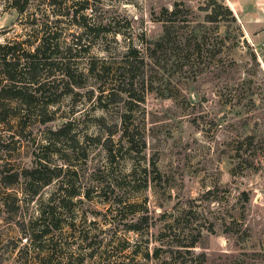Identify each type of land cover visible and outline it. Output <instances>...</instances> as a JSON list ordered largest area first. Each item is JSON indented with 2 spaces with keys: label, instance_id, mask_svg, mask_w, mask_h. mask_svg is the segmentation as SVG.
<instances>
[{
  "label": "rangeland",
  "instance_id": "1",
  "mask_svg": "<svg viewBox=\"0 0 264 264\" xmlns=\"http://www.w3.org/2000/svg\"><path fill=\"white\" fill-rule=\"evenodd\" d=\"M63 1L67 14L57 26L59 45L65 60L69 55L65 47L72 46L68 51L77 84L70 83L73 92L64 93L68 82L59 65L53 75L37 80L52 85L48 100L56 98L55 102L0 101V107L14 115L0 122L1 167L21 172L39 160L51 168L63 166L70 170L67 179L73 188L90 191L88 199L81 195L75 208L61 213L65 226L59 241L73 249L80 243L77 251L85 257L83 264H157L169 256L162 250L157 257L155 248L165 249L159 232L172 217L197 239L176 263L264 264V0H218L231 10L235 23L207 21L203 8L207 0ZM175 1L176 13L170 14ZM9 3L0 0V43L28 39L33 25L25 24L26 18L39 12L37 7H49L45 1L32 0L19 15ZM73 13L84 15L78 21L95 30L86 33ZM165 26L167 40L156 48L152 41L163 35ZM77 36L78 46L72 44ZM21 48L33 49L26 42ZM128 48H135L143 60L135 68L143 81L144 90L136 91L142 100L138 105L110 104L105 110L98 106V81L87 68L91 62L97 69L102 64L116 68ZM28 81L22 79L23 85ZM127 107L145 148L139 156L130 155L125 142L120 145L117 130L113 139L120 156L110 160L97 140L106 135L98 119L119 126V115ZM42 117L51 120L42 122ZM65 121L71 134L52 135L51 127ZM138 162L146 173L141 171L132 180L130 173ZM58 179L40 187L36 196L31 193L38 187L27 184L24 176L1 187L0 264H21L24 258L26 264H37L21 243L27 234L16 222L38 217ZM117 193L124 201V218L118 220ZM146 211L152 217L149 229L125 228L126 217ZM70 221H76L78 229L91 228L93 257L86 246L90 239L72 242L66 226Z\"/></svg>",
  "mask_w": 264,
  "mask_h": 264
},
{
  "label": "trees",
  "instance_id": "2",
  "mask_svg": "<svg viewBox=\"0 0 264 264\" xmlns=\"http://www.w3.org/2000/svg\"><path fill=\"white\" fill-rule=\"evenodd\" d=\"M32 0H10V7L14 8L19 15H23ZM45 1L49 6L47 10L40 9L39 12H32L30 17H27L25 24L33 25L31 29V35L28 39H12L4 40V43H0V101L5 99H19L27 104H32L39 99H44L45 103L55 102L56 98L49 99L48 97L54 92L52 85L49 83L38 82L37 80L41 76L49 74L53 75V71L61 65L59 69L63 77H66L67 92H73V89L69 86L71 84H77L74 81L75 69L70 63L71 59L68 50H72V46H66V53L69 54L65 60V50H60V41L58 35L61 32L57 26L61 22L63 15L66 13V4L63 0H40ZM175 8L171 9L170 14L176 13L178 3L175 1ZM204 10L207 11L205 17L207 21L219 23L221 20L228 22H236L235 17L232 15L231 10L219 2L218 0H207ZM78 16V17H77ZM73 20L79 22L84 26L86 33L95 30L94 25H90L87 22L78 21V19L84 20L85 17L82 14L73 13ZM54 27V29H50ZM168 28L164 27L163 35L152 41L156 48L161 45L162 41L169 35ZM28 43L33 47L32 50L21 48L22 43ZM80 36L73 40L72 44L78 46L81 43ZM75 46V47H76ZM137 63L142 64L143 60L138 56V51L135 48H128L124 59L118 64L116 68H111L110 64H102L99 69L95 67V64L91 62L87 68L88 73L93 79L98 81L97 101L99 107L108 110L110 104L126 102L128 104L142 100V97L136 95L137 90H144L143 81H139L136 77ZM105 76H109L106 77ZM22 79L29 80L27 85H23ZM30 82H36L35 87H31ZM79 84V83H78ZM90 95L94 94L93 89L89 91ZM62 93L60 91L58 96ZM90 95L88 98H90ZM136 101V102H133ZM10 110L5 107H0V122H6L13 114H9ZM46 113H39V116H45ZM51 116V115H50ZM120 125L116 123L107 124L103 117L98 120L101 122V126L105 129L106 135L103 138H97L99 143L103 146L107 152V156L110 160H116L119 155V147L115 146L113 134L119 130V143L124 141L126 149L129 154L140 155L145 148V140H143L140 128L132 121V109L127 107L120 115ZM42 122L51 120L50 118L40 119ZM52 135L68 137L71 134V125L69 121H65L60 125H56L50 129ZM70 139L74 136L70 135ZM51 138V137H50ZM132 152V153H131ZM64 164H67V160H63ZM134 166L130 173L131 179H135V175L141 171L146 173L145 167ZM154 166V165H153ZM5 166L0 165V200H1V187L7 188L16 183L20 176H24L27 179V184H34L37 189L33 190L31 195L36 196L38 189L44 185L49 184L53 179H58V186L56 190L50 195L48 201L41 205L39 208V215L34 220L25 222L17 221L19 226L27 235L21 236V243L24 244L26 250L31 251V261L36 260L37 264H83L85 257L77 249L82 245L79 243L78 247L73 249L69 243L59 241L63 234V228L65 226L61 218L62 211H71L75 208L76 204L81 202L80 196L89 198L90 191L81 192L73 188L72 184L68 183L67 176L70 173L69 168L63 169V166L51 168L47 163L38 161V164L31 169H24L21 172L12 171L10 169H4ZM72 187L69 189L68 187ZM116 186H119L118 184ZM134 187V186H133ZM77 199L74 201V198ZM117 204L115 210L116 219H123L124 215L121 213V204L124 202L122 196L118 193L114 197ZM136 217H126L128 221L124 222V226L127 230L133 232H141L150 228L152 223V217L147 213H138ZM163 213L162 215H164ZM92 224L93 222L90 221ZM70 228V236L75 239L88 241L87 247L90 248L88 253L89 257H93L95 253L94 243H91V236L89 235V229H78L76 221H70L66 224ZM77 232V233H76ZM161 239L159 241H165V249L163 247H156L155 254L159 257L158 251L165 250L169 256L160 258L157 264H178V255L182 252H190L191 248L196 246L197 239L193 237L186 230H181L178 227V221L176 217H172L170 221L164 224L163 229L159 232ZM68 236V237H70ZM75 253V254H74ZM148 258V253L145 254ZM3 259V253H0V263ZM28 258H24L20 263L26 264ZM181 262V261H179Z\"/></svg>",
  "mask_w": 264,
  "mask_h": 264
}]
</instances>
